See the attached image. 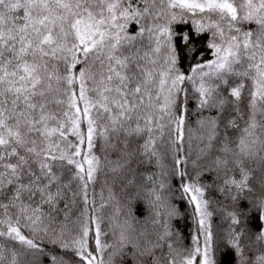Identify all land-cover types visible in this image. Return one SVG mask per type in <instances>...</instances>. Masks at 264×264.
Listing matches in <instances>:
<instances>
[{
    "label": "snow or ice",
    "instance_id": "obj_1",
    "mask_svg": "<svg viewBox=\"0 0 264 264\" xmlns=\"http://www.w3.org/2000/svg\"><path fill=\"white\" fill-rule=\"evenodd\" d=\"M229 251L264 264V0H0V264Z\"/></svg>",
    "mask_w": 264,
    "mask_h": 264
},
{
    "label": "trees",
    "instance_id": "obj_2",
    "mask_svg": "<svg viewBox=\"0 0 264 264\" xmlns=\"http://www.w3.org/2000/svg\"><path fill=\"white\" fill-rule=\"evenodd\" d=\"M246 28H255V25H245ZM136 28L137 26L135 24L133 25H130V31L131 32H135L136 31ZM177 28V31H188L189 28H190V25H177L176 26ZM207 37L204 36V37H201L200 39L198 40H194L193 43L195 44V47L197 48V50H204V43L206 41ZM175 43H176V47L178 49V51L181 53V55L183 56L184 52H185V46L183 45L182 41H181V38L180 36H177L176 39H175ZM207 58V57H206ZM189 63L188 60H184L183 64H184V67L187 66V64ZM193 127H195V125L193 124ZM196 135H198V133H193V139H192V146H193V155H195V148H196V145H197V140H196ZM166 163L168 162L167 160L165 161ZM149 171L151 172H155L157 171V169L154 167V166H150L149 167ZM204 180L208 181L211 179V176L209 175H205V177L203 178ZM97 191H99V189H97ZM176 203L179 205V208H180V211L181 212H187V205L184 204L183 202L177 200ZM246 207V204L244 205ZM141 211L143 213V216H146L147 215V207L145 205H141ZM142 216V218H143ZM216 220L219 221V217L217 216L216 217ZM173 224L176 228H178L184 235L185 237V243H187V237L189 236V229H190V222L187 221L186 219H177V220H174L173 221ZM251 224V227L253 230H258L259 228V225L252 221L250 222ZM223 259L227 262H231V264H234V257H233V254L229 251L226 255H224Z\"/></svg>",
    "mask_w": 264,
    "mask_h": 264
}]
</instances>
